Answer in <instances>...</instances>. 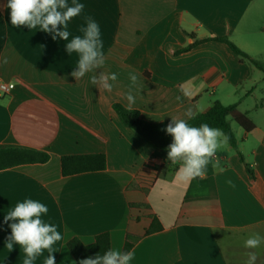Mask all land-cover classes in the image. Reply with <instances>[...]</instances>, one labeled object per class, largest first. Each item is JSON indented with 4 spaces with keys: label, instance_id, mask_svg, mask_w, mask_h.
Segmentation results:
<instances>
[{
    "label": "crops",
    "instance_id": "1",
    "mask_svg": "<svg viewBox=\"0 0 264 264\" xmlns=\"http://www.w3.org/2000/svg\"><path fill=\"white\" fill-rule=\"evenodd\" d=\"M7 2L0 0V80L14 88L0 95V147L35 149L50 159L0 171V264L25 259L21 246H6L13 221L4 223V216L26 199L45 204L42 222L62 235L51 249L55 264H77L67 247L72 238L92 245L106 232L111 250L132 243L130 264H244L248 251L264 264V244L243 247L252 234L264 237V99L244 107L256 98L264 67L207 40L227 37L264 65V0H78L85 7L68 30L82 35L84 16H91L105 55L103 68L78 81L70 74L78 55H68L67 41L13 27ZM102 73L117 75L110 92L90 83ZM130 73L138 77L133 109L150 123L187 119L189 108L205 113L216 101L238 105L254 128L239 126L240 136L232 128L238 151L227 143L216 152L223 172L210 163L203 178L190 179L122 125L113 105L128 104ZM87 154H104L106 169L62 175L61 157ZM148 177L155 179L145 188L140 179ZM155 218L162 229L146 234ZM48 254L43 250L33 264H44Z\"/></svg>",
    "mask_w": 264,
    "mask_h": 264
},
{
    "label": "clouds",
    "instance_id": "2",
    "mask_svg": "<svg viewBox=\"0 0 264 264\" xmlns=\"http://www.w3.org/2000/svg\"><path fill=\"white\" fill-rule=\"evenodd\" d=\"M5 7L10 9L13 27L27 26L30 30L38 28L45 33H51L53 40L59 37L67 41L65 51L68 55L72 53L78 55L76 70L70 73L77 81L92 73L94 69L103 68L105 55L99 24L91 16H84V24L80 28L82 35H72L68 30L70 21L80 16L84 10V4L78 0H72L71 5L68 0H8ZM129 78L131 83L125 94L128 101L125 109L130 112L134 110L133 87L136 86L138 77L130 73ZM116 80L115 73H102L99 77L96 75L90 77L92 85L100 84L103 90L109 92L113 88L109 81ZM8 102L10 99L4 102L5 106ZM185 116L187 119L172 117L166 129H163L173 138L172 143L168 145L167 159L172 165L179 163L181 171L190 179L203 178L210 163L214 170L223 172L224 168L221 167L216 152L228 143V136L221 129L212 128L207 123H202L199 127L191 126L188 120L194 119L195 113L190 108L185 112ZM48 211L45 204L26 199L4 216V223L13 221L8 224L11 234L7 237L6 246L10 250L14 245L23 248L25 252L23 264H33L45 249L49 250V254L44 264H55V256L52 255L54 251L51 249L55 243L62 240V235L56 225L42 222V214H47ZM262 244L264 237L255 233L244 241L243 247L255 250ZM246 256L244 264H256L258 259L256 251H248ZM133 258L132 250L127 252L109 250L103 255L81 259L79 264H130Z\"/></svg>",
    "mask_w": 264,
    "mask_h": 264
},
{
    "label": "trees",
    "instance_id": "3",
    "mask_svg": "<svg viewBox=\"0 0 264 264\" xmlns=\"http://www.w3.org/2000/svg\"><path fill=\"white\" fill-rule=\"evenodd\" d=\"M207 40L225 43L234 54L263 70L264 65L262 62L239 49L227 37H214ZM200 42L201 41H196L193 45L178 51V53L185 52ZM113 111L118 116L122 125L134 130L154 148V156L167 158L168 145H170L173 140L171 135L163 131V129H166L168 123L147 122L141 118L138 110L129 112L120 104H114ZM230 121L237 123L246 132H250L254 128L253 123L247 116L238 111V105L236 103L224 105L219 101L214 102L209 111L196 114L194 119L188 120V123L193 127H199L202 123H207L212 128L221 129L228 136V144L230 147L238 151L237 138L232 130ZM240 158L243 161L241 155ZM49 159V154L35 149L0 147V171L24 164H43ZM60 163L61 172L64 177L86 172L104 171L107 165L106 156L104 154L66 155L61 157ZM246 168L250 177H254L253 170H251L249 166H246ZM161 229L162 226L155 218L150 228L146 231V234H151ZM132 246L131 242L126 241L123 252L130 251ZM67 247L76 263L79 264L81 259L103 255L105 252L111 250L110 234L106 232L97 235L92 245H85L80 239L75 237L68 241Z\"/></svg>",
    "mask_w": 264,
    "mask_h": 264
},
{
    "label": "rangeland",
    "instance_id": "4",
    "mask_svg": "<svg viewBox=\"0 0 264 264\" xmlns=\"http://www.w3.org/2000/svg\"><path fill=\"white\" fill-rule=\"evenodd\" d=\"M264 15V12L262 13ZM252 45L258 46V42L256 40H254L252 42ZM263 55L262 57H264V49L262 50ZM264 59V58H263ZM264 76V72L261 71L260 73V78H263ZM257 80L256 81V85H257V93H256V98H253L251 100H248L245 104L244 107L245 108H251V106H253L256 102H260L262 99H264V93L262 91V89H264V80L260 81ZM248 87L245 88V90H247ZM232 124V128L235 131V133L240 136V134L242 133L241 128L239 127V125L237 123H235L234 121L231 122Z\"/></svg>",
    "mask_w": 264,
    "mask_h": 264
},
{
    "label": "built area",
    "instance_id": "5",
    "mask_svg": "<svg viewBox=\"0 0 264 264\" xmlns=\"http://www.w3.org/2000/svg\"><path fill=\"white\" fill-rule=\"evenodd\" d=\"M14 88L13 83L5 82L0 80V95H6L10 93ZM154 177H148V178H141L140 183L143 185L145 188H149L152 186L154 182Z\"/></svg>",
    "mask_w": 264,
    "mask_h": 264
}]
</instances>
